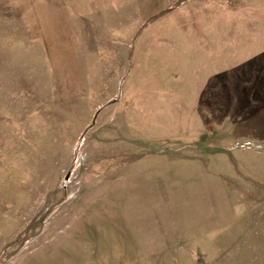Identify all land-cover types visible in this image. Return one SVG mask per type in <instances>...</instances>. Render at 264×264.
I'll return each instance as SVG.
<instances>
[{
  "label": "rangeland",
  "instance_id": "rangeland-1",
  "mask_svg": "<svg viewBox=\"0 0 264 264\" xmlns=\"http://www.w3.org/2000/svg\"><path fill=\"white\" fill-rule=\"evenodd\" d=\"M0 264H264V0H0Z\"/></svg>",
  "mask_w": 264,
  "mask_h": 264
},
{
  "label": "crops",
  "instance_id": "crops-1",
  "mask_svg": "<svg viewBox=\"0 0 264 264\" xmlns=\"http://www.w3.org/2000/svg\"><path fill=\"white\" fill-rule=\"evenodd\" d=\"M223 186H226V185H222V186H218V187H217V192H218V194H217V199H218L219 201H225V200L228 201V198H227V196L225 195V192H224V188H223ZM221 193H222V194H221ZM223 195H224V196H223ZM198 196H200V197H204V194H200V195H198ZM193 198H194V196H193ZM193 198H192V201H193ZM193 202H194V201H193ZM226 206H227V205H226ZM226 206H225V205L222 206V207L224 208V210L227 209ZM198 208H199V207H198ZM230 211H232V213L228 214V217H230L231 220H235V219H237V218H235L234 216H236V215H240L239 211L237 210V207H235L234 210H230ZM194 215H199V214H194ZM206 217H207V216H206ZM219 217L225 219V217H226V212H220ZM219 217H217V218H219ZM199 225H200V224H199Z\"/></svg>",
  "mask_w": 264,
  "mask_h": 264
}]
</instances>
